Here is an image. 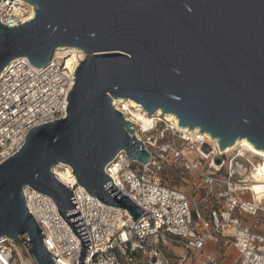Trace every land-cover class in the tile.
<instances>
[{"label":"water","instance_id":"95a60500","mask_svg":"<svg viewBox=\"0 0 264 264\" xmlns=\"http://www.w3.org/2000/svg\"><path fill=\"white\" fill-rule=\"evenodd\" d=\"M23 1L34 7L32 19L0 23V72L21 57L44 67L58 48L85 54L65 118L29 130L0 164V238L21 237L35 264H54V256L25 206V188L53 200L80 241L78 264L90 247L72 190L51 172L57 164L134 222L144 212L104 172L120 152L149 160L113 99L132 100L147 116L172 114L178 127L207 134L220 151L243 138L264 151V0Z\"/></svg>","mask_w":264,"mask_h":264},{"label":"built area","instance_id":"2783aa9c","mask_svg":"<svg viewBox=\"0 0 264 264\" xmlns=\"http://www.w3.org/2000/svg\"><path fill=\"white\" fill-rule=\"evenodd\" d=\"M33 8L23 0H0V23L21 25L34 14ZM73 49L76 60L70 65V52L55 51L44 67L21 57L0 72V164L21 148L29 130L65 118L73 75L85 57ZM123 116L129 121L130 116ZM131 128L149 160L140 163L120 152L104 172L144 212L134 222L127 210L105 205L83 188L82 201L72 192L90 244L84 264H191L195 259L196 264H264V234L257 226L264 203L254 202L244 182L252 164L247 174L238 153L227 159L218 151L206 152L189 129L164 116H154L149 128ZM168 159L170 169L187 174L199 186L187 192L172 185L164 172ZM23 197L45 237L46 251L56 257L51 256L53 263L78 264L80 241L53 200L29 188L23 189ZM245 218L254 223L247 224ZM210 245L230 249L231 255L216 254ZM174 247L182 252L170 254ZM0 264L35 263L21 237H1Z\"/></svg>","mask_w":264,"mask_h":264},{"label":"bare ground","instance_id":"6f19581e","mask_svg":"<svg viewBox=\"0 0 264 264\" xmlns=\"http://www.w3.org/2000/svg\"><path fill=\"white\" fill-rule=\"evenodd\" d=\"M33 18V13L30 14L28 19ZM56 52L68 53L70 52L71 57L67 58V65L73 64L75 62L76 51L73 48H58L55 50ZM82 59V55H80ZM112 105L123 112L126 116H130L128 119L132 122L133 125H137L143 129L149 128L152 125V118L154 116H164L167 120L174 121L177 124V119L172 114L162 115L160 110H157L153 115L147 116L146 112H144L141 107L129 99H113ZM127 118V117H126ZM189 131V130H185ZM191 137L193 140H198L203 149L207 151H218L222 155L228 154L229 152L235 150L237 147L240 148L238 150V156L244 157L245 154H250L253 158L258 157L260 160L253 165L251 172L248 178L244 181L246 182V187L251 191L252 198L254 202H259V204L264 203V151L257 150L251 145L246 139H238L234 142V144L230 147H227L223 151H220L217 147L216 140L211 139L207 134H201L197 129L190 130ZM210 146V148H209ZM237 150V149H236ZM51 172L53 173L55 179L62 184L67 189L69 188L74 193V196L83 200L85 196L84 190L77 186L75 177L72 175L70 168L63 164H57L51 168ZM75 187L72 189V186ZM31 207V204H30Z\"/></svg>","mask_w":264,"mask_h":264},{"label":"rangeland","instance_id":"374dc122","mask_svg":"<svg viewBox=\"0 0 264 264\" xmlns=\"http://www.w3.org/2000/svg\"><path fill=\"white\" fill-rule=\"evenodd\" d=\"M236 149L229 152L228 154H226V158L229 159L230 157L235 156L236 153H238V150L240 148L237 147ZM191 158H192V156H191ZM239 160H240V163H242L243 167H245L247 169V174H248L249 170L251 169V164L254 165L256 163V165H257V162L260 160V158H258V157L253 158L250 154L247 153L244 155V157L242 159H239ZM164 172L167 175V179H172L171 180L172 185H175L176 187L182 188L183 190H185L187 192L190 191L191 188H195V187L199 186V182H196L193 178H190L187 174L181 175L178 172H175L172 169H170V160L169 159L166 161V165L164 167ZM181 179H183V181ZM260 219H261V221L258 222L257 226L264 229V216L261 217ZM245 220H246V223L249 225L254 223L253 219L245 218ZM173 252L175 254H178V253H181L182 250L174 247L171 249L170 254H172ZM225 264H228L227 261Z\"/></svg>","mask_w":264,"mask_h":264},{"label":"crops","instance_id":"0c3cea01","mask_svg":"<svg viewBox=\"0 0 264 264\" xmlns=\"http://www.w3.org/2000/svg\"><path fill=\"white\" fill-rule=\"evenodd\" d=\"M258 229L261 230V232L264 234V229L259 227ZM209 249L211 251H214L216 254H220V255H226L227 257L231 255V251L230 249H226V248H222L220 245L216 246V245H210ZM197 263V259L193 260V262L191 264H196ZM229 264V262H228Z\"/></svg>","mask_w":264,"mask_h":264}]
</instances>
